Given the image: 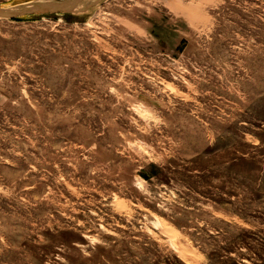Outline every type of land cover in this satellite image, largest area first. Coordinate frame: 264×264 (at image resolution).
Returning a JSON list of instances; mask_svg holds the SVG:
<instances>
[{"label": "rangeland", "instance_id": "374dc122", "mask_svg": "<svg viewBox=\"0 0 264 264\" xmlns=\"http://www.w3.org/2000/svg\"><path fill=\"white\" fill-rule=\"evenodd\" d=\"M0 12V264H264V0Z\"/></svg>", "mask_w": 264, "mask_h": 264}, {"label": "water", "instance_id": "95a60500", "mask_svg": "<svg viewBox=\"0 0 264 264\" xmlns=\"http://www.w3.org/2000/svg\"><path fill=\"white\" fill-rule=\"evenodd\" d=\"M0 14H3V15H5V14H7V13H5V12H0Z\"/></svg>", "mask_w": 264, "mask_h": 264}]
</instances>
